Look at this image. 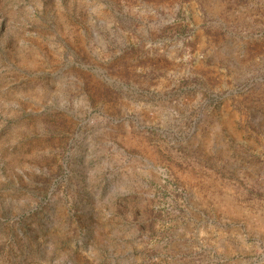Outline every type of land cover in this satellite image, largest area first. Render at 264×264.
Wrapping results in <instances>:
<instances>
[{"label":"rangeland","instance_id":"obj_1","mask_svg":"<svg viewBox=\"0 0 264 264\" xmlns=\"http://www.w3.org/2000/svg\"><path fill=\"white\" fill-rule=\"evenodd\" d=\"M0 264H264V0H0Z\"/></svg>","mask_w":264,"mask_h":264}]
</instances>
